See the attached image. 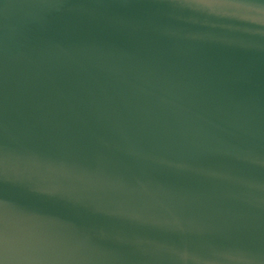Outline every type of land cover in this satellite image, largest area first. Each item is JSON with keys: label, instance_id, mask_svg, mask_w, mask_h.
Here are the masks:
<instances>
[{"label": "water", "instance_id": "water-1", "mask_svg": "<svg viewBox=\"0 0 264 264\" xmlns=\"http://www.w3.org/2000/svg\"><path fill=\"white\" fill-rule=\"evenodd\" d=\"M0 264H264V0H0Z\"/></svg>", "mask_w": 264, "mask_h": 264}]
</instances>
